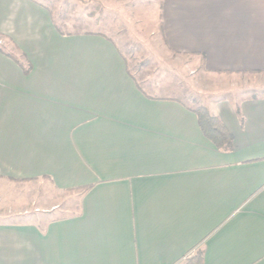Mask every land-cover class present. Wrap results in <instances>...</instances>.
<instances>
[{
	"label": "crops",
	"instance_id": "0c3cea01",
	"mask_svg": "<svg viewBox=\"0 0 264 264\" xmlns=\"http://www.w3.org/2000/svg\"><path fill=\"white\" fill-rule=\"evenodd\" d=\"M157 12L168 52L209 76L188 97L232 150L203 135L177 75L159 94L162 76L86 28L93 17L75 29L40 0H0V197L44 181L79 196L74 214L0 220V264H179L195 249L203 264H264V93L234 90L264 74V0H158Z\"/></svg>",
	"mask_w": 264,
	"mask_h": 264
},
{
	"label": "rangeland",
	"instance_id": "374dc122",
	"mask_svg": "<svg viewBox=\"0 0 264 264\" xmlns=\"http://www.w3.org/2000/svg\"><path fill=\"white\" fill-rule=\"evenodd\" d=\"M40 1L47 4L54 11L55 20L58 24L61 19H69L68 23L77 29L80 23L81 26H84L83 21L93 17V23L91 20V23L86 28H94L116 39H122L121 48L125 52L130 65L135 66L136 63L145 61L144 69L140 70L139 73L152 74L157 72L158 77L162 76L163 82L167 83H163L164 86L162 88H165V90L160 91L159 94H170V90L166 91V87L170 89L171 73L177 75L178 81H180L179 89L184 90V93L182 92L178 98L187 105L197 106L188 97L190 91H195L194 93L197 95L196 91L199 92L208 88L209 85L201 83L205 78L202 79L204 74L198 67L200 66L198 59L172 54L168 52L164 44L159 40L157 23L158 0ZM97 23H99L98 26L96 25ZM61 28H66V26ZM204 76L209 79V76ZM247 77L250 84L253 82L251 78H256L260 85L248 86L243 84V86L235 87L234 90L252 87L256 88V90L247 92L264 93V74L249 75ZM215 83L211 85L212 87L210 86L211 89L223 84L217 81ZM235 84H240V82L235 80ZM11 187L13 188H6L4 192L15 196H10L9 194L4 196L2 194L0 197V211L4 212L0 214V220L2 221L9 222L20 217L25 218L28 216L26 214L28 212H30V216H33L34 208L48 209L52 205H57V209L53 210L48 218L74 214L78 210L79 196L76 191L58 190L46 181L29 185L18 184ZM23 209L26 210L23 212ZM35 214L36 216L40 215L41 220L44 217L42 214ZM195 252L196 249L183 260H188ZM184 261L181 263H184Z\"/></svg>",
	"mask_w": 264,
	"mask_h": 264
},
{
	"label": "trees",
	"instance_id": "16d2710c",
	"mask_svg": "<svg viewBox=\"0 0 264 264\" xmlns=\"http://www.w3.org/2000/svg\"><path fill=\"white\" fill-rule=\"evenodd\" d=\"M22 67L24 72L28 73L30 66L23 65ZM193 111L196 113L203 135L217 149L221 151H230L233 149L232 135L217 115L211 113L206 106L201 104L195 106ZM82 189L87 190L88 187ZM181 264H203V252L201 249H196V252Z\"/></svg>",
	"mask_w": 264,
	"mask_h": 264
}]
</instances>
